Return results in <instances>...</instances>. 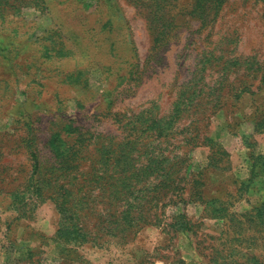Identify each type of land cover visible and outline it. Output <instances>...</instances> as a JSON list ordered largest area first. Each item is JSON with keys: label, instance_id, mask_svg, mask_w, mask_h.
<instances>
[{"label": "rangeland", "instance_id": "obj_1", "mask_svg": "<svg viewBox=\"0 0 264 264\" xmlns=\"http://www.w3.org/2000/svg\"><path fill=\"white\" fill-rule=\"evenodd\" d=\"M0 264H264V0H0Z\"/></svg>", "mask_w": 264, "mask_h": 264}, {"label": "trees", "instance_id": "obj_2", "mask_svg": "<svg viewBox=\"0 0 264 264\" xmlns=\"http://www.w3.org/2000/svg\"><path fill=\"white\" fill-rule=\"evenodd\" d=\"M32 158L35 160V162L38 161V156H37V153L35 151H32ZM180 227L183 228V226L180 225Z\"/></svg>", "mask_w": 264, "mask_h": 264}]
</instances>
